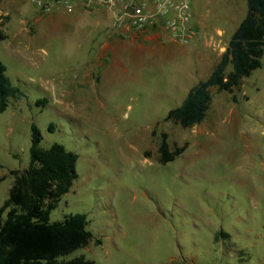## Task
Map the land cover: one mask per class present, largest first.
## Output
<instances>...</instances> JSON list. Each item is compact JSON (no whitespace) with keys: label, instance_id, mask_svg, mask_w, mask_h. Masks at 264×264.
Wrapping results in <instances>:
<instances>
[{"label":"rangeland","instance_id":"obj_1","mask_svg":"<svg viewBox=\"0 0 264 264\" xmlns=\"http://www.w3.org/2000/svg\"><path fill=\"white\" fill-rule=\"evenodd\" d=\"M0 1V63L22 94L0 113V207L11 171L29 166L34 124L41 149L77 155V178L49 222L83 214L93 235L60 260L264 264V54L231 93L210 89L200 124L164 120L211 74L246 0H190L194 35L170 48L152 31L114 33L108 12ZM163 136L171 151L185 148L165 164ZM220 232L229 238L215 242Z\"/></svg>","mask_w":264,"mask_h":264},{"label":"trees","instance_id":"obj_2","mask_svg":"<svg viewBox=\"0 0 264 264\" xmlns=\"http://www.w3.org/2000/svg\"><path fill=\"white\" fill-rule=\"evenodd\" d=\"M6 34L0 27V42ZM264 54V0H246V13L211 74L198 81L187 93L182 104L164 118L182 128L200 124L210 108V89L231 93L242 79L261 68ZM231 71L226 73V68ZM20 90L13 86L0 63V113L8 107V99H19ZM41 103L40 101L37 102ZM51 124L49 130L53 131ZM30 163L22 173L11 171L14 177L8 197L0 207V264H95L84 257L60 260L77 249L86 247L93 239L83 214H73L58 222H49V213L60 198L68 193L77 175V155L60 144L48 149L39 147V129L31 124ZM184 147L171 151L165 136L159 145V161H173ZM229 238L220 232L214 236ZM101 245V240H95Z\"/></svg>","mask_w":264,"mask_h":264},{"label":"built area","instance_id":"obj_3","mask_svg":"<svg viewBox=\"0 0 264 264\" xmlns=\"http://www.w3.org/2000/svg\"><path fill=\"white\" fill-rule=\"evenodd\" d=\"M40 10L61 6L72 12H108L112 30L119 35L152 31L181 45H188L194 32L190 0H30Z\"/></svg>","mask_w":264,"mask_h":264},{"label":"crops","instance_id":"obj_4","mask_svg":"<svg viewBox=\"0 0 264 264\" xmlns=\"http://www.w3.org/2000/svg\"><path fill=\"white\" fill-rule=\"evenodd\" d=\"M0 3H3V1H0ZM109 18H110V16H108L107 15V19L109 20ZM110 25H112V21H111V24ZM147 37H152V35L150 34L149 36H147ZM159 37V39H158V41H157V44L159 45V46H161V47H166V48H170V47H173L174 46V44H175V42L174 41H171V40H169V38L167 37V36H164V35H161L160 34V36H158ZM166 37V38H165ZM6 38H7V36H6ZM14 38H16V34H14V36H13V39ZM163 38V39H162ZM165 38V39H164ZM17 40V38L16 39H14V41H16ZM215 242H217V241H215Z\"/></svg>","mask_w":264,"mask_h":264}]
</instances>
